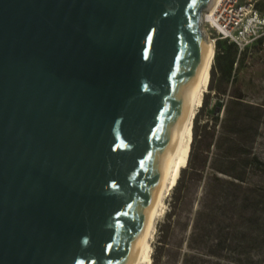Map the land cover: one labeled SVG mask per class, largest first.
Listing matches in <instances>:
<instances>
[{"label": "water", "instance_id": "1", "mask_svg": "<svg viewBox=\"0 0 264 264\" xmlns=\"http://www.w3.org/2000/svg\"><path fill=\"white\" fill-rule=\"evenodd\" d=\"M207 3L0 0V264L131 263Z\"/></svg>", "mask_w": 264, "mask_h": 264}, {"label": "rangeland", "instance_id": "2", "mask_svg": "<svg viewBox=\"0 0 264 264\" xmlns=\"http://www.w3.org/2000/svg\"><path fill=\"white\" fill-rule=\"evenodd\" d=\"M259 8L264 10V0H259ZM238 56L242 63L235 64L234 76L220 82L217 74L213 83L220 90L211 89L208 83L196 109L192 139L196 131L199 135L193 157L181 166L166 194L149 264L158 255L164 264H177L190 248L201 253L198 264H264V188L260 186L264 178L256 175L252 183L236 187L214 179L215 173L230 179L227 173L246 168L254 154L264 160V42ZM183 169L187 171L176 190ZM176 196L180 201L171 217L167 244L159 247L160 226L168 222Z\"/></svg>", "mask_w": 264, "mask_h": 264}, {"label": "bare ground", "instance_id": "3", "mask_svg": "<svg viewBox=\"0 0 264 264\" xmlns=\"http://www.w3.org/2000/svg\"><path fill=\"white\" fill-rule=\"evenodd\" d=\"M220 0H208L205 10H213ZM205 11L203 12V16ZM209 47L202 67L192 87L185 114L173 138L166 164L160 176L158 195L151 204L146 221L144 222L139 240L130 264H149L152 260V238L156 228L157 218L165 203V197L175 181L181 166L185 163L192 138V124L197 107L201 104L203 94L207 89L210 69L213 63L215 46L213 40L208 38Z\"/></svg>", "mask_w": 264, "mask_h": 264}, {"label": "trees", "instance_id": "4", "mask_svg": "<svg viewBox=\"0 0 264 264\" xmlns=\"http://www.w3.org/2000/svg\"><path fill=\"white\" fill-rule=\"evenodd\" d=\"M238 53V47L235 43H229L225 39L218 38L216 40L215 45V54H214V63L211 67V77H209L210 81L208 80V83L210 84V88L214 90H220V85H215L213 82L216 79V75H219L220 82L229 81L236 71V62L238 64L242 63V56H239L237 58ZM202 103V102H201ZM201 105V104H200ZM204 109V103L202 104V107L199 109V112H197L196 117L199 116L200 111ZM215 110V107L213 108V111ZM199 133L196 131L194 138H191L190 142V148L189 152L185 161V165L187 162H191V158L193 157V149L195 140L198 137ZM193 136V133H192ZM187 171V169H183L181 174L179 175L177 182L175 184V189H179V184L181 183L183 173ZM231 178L230 179H224L221 175L218 173L214 174V179L217 182H229L232 186H241V184L245 183H252L254 180L253 178L257 175L260 176L262 179L264 178V160L259 158L257 155H252V157L249 160V163L246 168L239 169L236 171V173H227ZM250 176V177H249ZM252 180V181H251ZM262 188H264V185H260ZM180 201V197H175L173 203L171 204V209L167 214V220L168 222H165V224H162L160 226V235H159V247H164L167 244V240L173 225V221L171 220V217L176 212L177 203ZM192 251V253H191ZM201 253L193 252V250L190 248L189 251H185L183 254V257L181 259H178L177 264H198L200 259L198 256ZM153 264H164V261L162 260L161 255L154 256ZM222 264V263H218ZM230 264V263H229Z\"/></svg>", "mask_w": 264, "mask_h": 264}, {"label": "built area", "instance_id": "5", "mask_svg": "<svg viewBox=\"0 0 264 264\" xmlns=\"http://www.w3.org/2000/svg\"><path fill=\"white\" fill-rule=\"evenodd\" d=\"M202 27L214 46L218 38L225 39L235 43L241 54L264 42V10L259 0H220L215 9L205 10Z\"/></svg>", "mask_w": 264, "mask_h": 264}]
</instances>
